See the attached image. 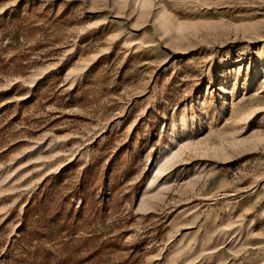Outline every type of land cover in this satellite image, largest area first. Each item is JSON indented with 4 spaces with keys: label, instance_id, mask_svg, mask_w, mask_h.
Segmentation results:
<instances>
[{
    "label": "rangeland",
    "instance_id": "374dc122",
    "mask_svg": "<svg viewBox=\"0 0 264 264\" xmlns=\"http://www.w3.org/2000/svg\"><path fill=\"white\" fill-rule=\"evenodd\" d=\"M0 264H264V0H0Z\"/></svg>",
    "mask_w": 264,
    "mask_h": 264
}]
</instances>
